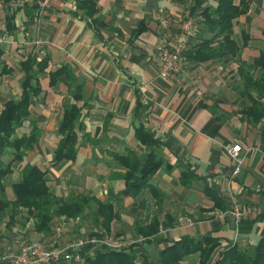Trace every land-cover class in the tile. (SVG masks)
<instances>
[{"label": "crops", "instance_id": "0c3cea01", "mask_svg": "<svg viewBox=\"0 0 264 264\" xmlns=\"http://www.w3.org/2000/svg\"><path fill=\"white\" fill-rule=\"evenodd\" d=\"M78 1L11 0L0 7V33H6L9 39L4 44L9 66H18L32 51L49 56L53 68L69 64L78 80L85 83L82 133L90 138L81 140L76 159L51 164L60 139L57 130L64 106L72 99L68 86L61 83L47 86L44 101L31 107L42 135L26 160L48 171L49 185L59 197L90 194L112 201L118 216L110 233L124 238L126 245L136 243L140 260L146 255L156 259L160 249L171 241L207 233L220 238L219 248L258 244L264 237V152L260 127L243 120L238 112L241 97L232 87L236 77H231L235 72L225 71L226 66L236 69L238 63L231 61L224 67L220 61H189L181 72L168 78L159 75L156 46L160 42L174 44L185 8L195 0H95L100 21L85 15ZM249 1V11L239 17L232 32L240 44L243 33L249 34L248 45L238 57L252 62L264 46V0ZM216 2L205 0L204 5L214 6ZM13 11L17 28L10 29L6 17ZM163 20H167L166 26ZM139 28L143 30L135 33ZM26 31L31 42L23 44ZM211 36L200 27L191 42ZM34 40L42 41L41 55ZM12 74L0 79V112L8 99L20 93V78L16 81ZM23 76L20 71L19 77ZM140 122L159 139L158 153L171 169L162 167L152 178L161 193L152 195L146 190L133 198L121 178L125 169L113 162L109 153L138 149L134 133ZM234 144L242 146L237 174L238 162L229 156ZM148 151L145 148L144 153ZM185 169L206 177L207 185L225 204L231 197L237 198L252 211L240 223L235 222L227 210L215 204L204 179L189 186L181 182ZM14 174L15 178L22 176L20 164ZM87 211L92 216L90 208ZM157 217L165 226L158 234L144 238L139 229ZM61 218L65 217L54 219ZM29 219L35 230V219ZM53 223L48 235L35 230L36 236L46 238L49 245L62 242ZM198 262V255H193L183 264Z\"/></svg>", "mask_w": 264, "mask_h": 264}, {"label": "trees", "instance_id": "16d2710c", "mask_svg": "<svg viewBox=\"0 0 264 264\" xmlns=\"http://www.w3.org/2000/svg\"><path fill=\"white\" fill-rule=\"evenodd\" d=\"M1 1L8 3L11 0ZM204 1L195 0L189 7L196 21V29L184 50V56L187 57V63L220 61L224 67L231 61L238 63L236 69H228L226 66L225 71L235 72L231 77H236L232 80L235 82L232 87L239 91L241 97L238 112L243 120L260 127V147L264 152V46L252 62L243 61L238 56L248 45L249 34L243 33L240 44L232 32L239 17L249 11L250 1L240 0L237 4L235 0H217L214 6H205ZM78 5L85 15L100 21L96 17L99 7L95 0H79ZM15 16L16 11H13L6 17L10 29L16 26ZM200 27L211 32L212 36L202 37L192 44ZM142 30L143 28H139L135 33L139 34ZM4 44L0 45V78L11 75L16 68L6 62ZM17 68L24 72L19 96L8 99L0 112V215L4 216L11 210L10 224L15 220L13 217L19 209H24L29 217L35 219V230L48 235L51 233L50 223L55 217L77 219L94 206L93 216L98 230L93 233L100 237L109 234L112 223L118 216L112 201L101 200L90 194H78L69 199L59 197L49 185L48 171L26 160L28 151L35 148L42 135L40 121L33 116L31 107L44 101L45 86L51 88L61 83L68 86L72 99L64 106V114L57 130L60 139L53 151L51 164L56 166L65 159H76L79 143L90 138V135L82 133L83 108L87 104L84 98L85 83L78 80L69 64L53 68L49 56H38L32 51L26 54ZM43 77L47 79L42 80ZM137 108H140V103ZM134 136L140 144L138 149L130 148L126 153L110 151L109 155L113 162L125 169L121 178L133 198H138L146 190L151 191L152 195L161 193L152 183V178L162 167L171 169L170 163L158 153L161 143L142 122L135 125ZM145 148H149L146 153ZM143 153L144 156H141ZM6 154L10 157L7 162L4 160ZM18 164L21 166L22 176L12 183L13 195L10 197L4 178L13 173ZM180 179L187 186L195 180L204 179L207 192L213 197L215 204L225 210L230 208L229 203L225 204L222 197L207 185L206 177L185 169ZM157 202L160 200L157 199ZM162 225L165 226L157 217L139 231L144 238H149L158 234ZM136 245L132 243L120 249L103 248L93 254H90V246H87L83 252L82 264H183L186 258L193 255H198L197 264H264V237L255 246L240 247L235 244L226 248H219L220 238L210 233L199 238L185 237L171 241L161 248L156 259L146 255L142 260L139 259ZM0 264L9 263L1 261Z\"/></svg>", "mask_w": 264, "mask_h": 264}, {"label": "built area", "instance_id": "2783aa9c", "mask_svg": "<svg viewBox=\"0 0 264 264\" xmlns=\"http://www.w3.org/2000/svg\"><path fill=\"white\" fill-rule=\"evenodd\" d=\"M182 19L181 30L176 36L174 44L160 42L156 46L160 63V77L168 78L186 68L187 57L184 56V50L187 48L189 39L196 29V21L189 10L184 11ZM162 24L166 26L168 24L167 20H163ZM25 37L26 41L23 44L30 43L29 31L25 32ZM7 42V34H0V45ZM33 42L37 45V51L41 55L42 41L34 40ZM241 150L242 146L240 144H234L229 148V156L238 162L235 170L236 174L240 171L241 160L238 155ZM229 206L230 208L226 213L237 223L244 220L253 209L250 206H244L239 199L233 197L229 199ZM48 245L46 242L39 240L23 241L18 252H0V262L5 261L9 264H82L83 252L87 246H90V254L103 248L120 249L126 246L122 240L108 237V235L100 237L96 234L79 236L58 245Z\"/></svg>", "mask_w": 264, "mask_h": 264}, {"label": "rangeland", "instance_id": "374dc122", "mask_svg": "<svg viewBox=\"0 0 264 264\" xmlns=\"http://www.w3.org/2000/svg\"><path fill=\"white\" fill-rule=\"evenodd\" d=\"M1 5L5 6L6 4L1 1L0 6ZM4 10L8 11L9 9L8 10L4 9ZM185 10H189V7H186ZM12 65L16 67L14 73L12 74V76H14L13 79L14 80L16 79V81H19V78H20V81H21L23 77H19L20 70L17 68L18 66L16 64H12ZM4 77L6 78L8 77V75ZM4 77H2V79H4ZM46 89L48 88H45V90ZM8 156H9L8 154L4 156V160L6 162L10 159V157ZM12 175L13 173L9 174L8 176L4 178V183L6 185L7 192L9 193L10 197L13 195V189H12L11 182H13L15 179L16 180L21 179L20 175L16 178H15V174L13 176ZM93 209H94V206L90 208V211H92L91 212L92 216L89 211L86 212L87 214L85 213L86 215L84 214L85 219H82L83 216H80L77 219H67V218L53 219L54 223L52 226L55 231L57 232L59 231L58 237H61V241L63 243L73 240L79 236L93 235L94 234L93 232H96L97 229L94 227V223L92 220V217L94 218ZM28 215L29 214L27 213L26 210L20 209L17 215L13 217L15 218V220L11 222L10 224L8 223L11 217V210H8V212H6L4 216L0 215V252H11V253L18 252L20 245L23 241H30V240H33V238H38L34 240H39V241L44 240L43 242L45 241L46 243L48 242L46 238H43V237L41 238V237L36 236L38 234H36L35 230H33L34 223H31L29 221L30 219ZM80 230L82 232H80ZM105 235H108V237H113L115 239L124 241V238L119 237L115 232L105 234Z\"/></svg>", "mask_w": 264, "mask_h": 264}]
</instances>
